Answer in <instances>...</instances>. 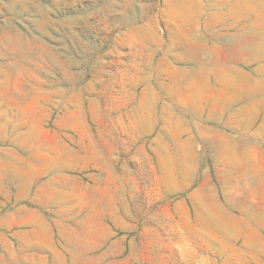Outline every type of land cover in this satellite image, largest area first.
Segmentation results:
<instances>
[{
    "label": "rangeland",
    "instance_id": "obj_1",
    "mask_svg": "<svg viewBox=\"0 0 264 264\" xmlns=\"http://www.w3.org/2000/svg\"><path fill=\"white\" fill-rule=\"evenodd\" d=\"M0 264H264V0H0Z\"/></svg>",
    "mask_w": 264,
    "mask_h": 264
},
{
    "label": "crops",
    "instance_id": "obj_2",
    "mask_svg": "<svg viewBox=\"0 0 264 264\" xmlns=\"http://www.w3.org/2000/svg\"><path fill=\"white\" fill-rule=\"evenodd\" d=\"M253 142H254V140H253Z\"/></svg>",
    "mask_w": 264,
    "mask_h": 264
}]
</instances>
